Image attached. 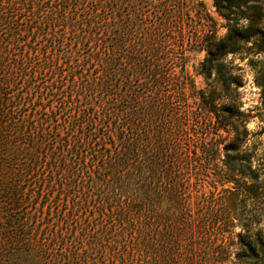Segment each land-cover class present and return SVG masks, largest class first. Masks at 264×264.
<instances>
[{
	"label": "trees",
	"instance_id": "obj_1",
	"mask_svg": "<svg viewBox=\"0 0 264 264\" xmlns=\"http://www.w3.org/2000/svg\"><path fill=\"white\" fill-rule=\"evenodd\" d=\"M232 1L215 0L230 22ZM112 3L0 0V264L228 260L225 246L210 252L218 219L193 203L205 154L218 144L198 136L188 82L174 59L158 56L172 15L149 19L150 41L135 43L133 55L129 24L116 29ZM253 25L231 22L205 46L200 72L216 71L223 91V58L256 34ZM204 100L215 108L214 92ZM234 240L236 259L264 264L262 229Z\"/></svg>",
	"mask_w": 264,
	"mask_h": 264
},
{
	"label": "rangeland",
	"instance_id": "obj_2",
	"mask_svg": "<svg viewBox=\"0 0 264 264\" xmlns=\"http://www.w3.org/2000/svg\"><path fill=\"white\" fill-rule=\"evenodd\" d=\"M242 1L229 3L235 5L232 6L234 20L231 22H238L241 26L240 19L252 15L253 20L247 19L248 25L254 24L253 33L256 34L247 38L236 53L223 58V70L230 79L226 91L220 87L216 71L210 78H205L200 72V53L206 52L205 46L210 39L225 37L231 23L217 10L215 0H113L117 4H111L115 10L116 29L122 33V25L129 24V44L132 48L140 40L143 43L150 41L146 23L159 10L170 11L172 15L167 25L169 28L166 27V37L165 27L160 28L162 40L167 46L165 54L160 52L158 56L174 59V74L181 79L186 78L187 104L197 114L195 122H199L198 129L202 127L198 136H207L208 140L218 144V152L211 150L205 154V168L201 169L202 180L195 187L193 203L196 210L204 207L207 214L218 219L215 226L217 237L210 252L217 251L221 245L226 247L229 255L228 260L219 264H251L239 261L234 255L236 248L233 243L238 228L239 232L262 229L264 235V227H261L264 225V153L257 154V149L264 147V141L260 139L264 136V127H258L253 133H249L246 127L256 119L264 125V0L259 1L258 8H252L251 3L244 4ZM249 6L251 9H248ZM222 30H225V35L220 37ZM132 51L133 55L141 53L138 46ZM229 56H232L231 60ZM193 90L196 93L204 92L206 96L214 92L215 108L205 107L204 95L199 98ZM245 104L249 107L242 111ZM196 117L193 116V119ZM249 136H252L254 144L246 149L243 145ZM226 146L240 147L239 154L230 152V156H227L223 151ZM235 158L241 163L238 170L231 161ZM254 158L258 164L256 169L251 167Z\"/></svg>",
	"mask_w": 264,
	"mask_h": 264
},
{
	"label": "clouds",
	"instance_id": "obj_3",
	"mask_svg": "<svg viewBox=\"0 0 264 264\" xmlns=\"http://www.w3.org/2000/svg\"><path fill=\"white\" fill-rule=\"evenodd\" d=\"M213 13H215V9H213ZM248 23H249V21L246 18H241L240 19V24L243 25L244 27H246L248 25ZM219 35H220V37H223L225 35V30H222L219 33ZM206 56H207L206 52H201L200 53V60L203 61ZM262 58H264V57H262ZM228 59L231 60L232 56H229ZM237 63H239V61H237ZM248 107L249 106L247 104H245L244 109H242V111H246L248 109ZM246 127H247V130H248L249 133H253V132H256L258 130V127H264V125H261L260 121L258 119H256V120L250 121L246 125ZM260 139L262 141H264V136H261ZM253 144H254V140H253L252 136H249L247 142L243 145V147L248 149V148H251ZM261 153H264V147H260V148L257 149V154L259 155ZM257 166H258L257 160L254 158L252 160V162H251V167H252V169H256ZM262 179H264V178H262ZM261 227H264V225H261ZM237 231L239 232L240 229L238 228Z\"/></svg>",
	"mask_w": 264,
	"mask_h": 264
}]
</instances>
